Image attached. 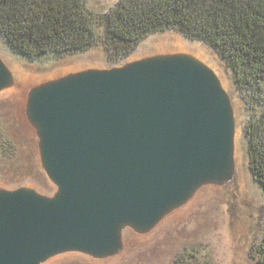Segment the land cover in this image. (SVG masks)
<instances>
[{"label": "water", "instance_id": "95a60500", "mask_svg": "<svg viewBox=\"0 0 264 264\" xmlns=\"http://www.w3.org/2000/svg\"><path fill=\"white\" fill-rule=\"evenodd\" d=\"M13 77L0 59V92ZM25 115L52 196L0 189V264L76 252L103 259L236 168L219 79L187 54L69 73L31 88Z\"/></svg>", "mask_w": 264, "mask_h": 264}, {"label": "rangeland", "instance_id": "374dc122", "mask_svg": "<svg viewBox=\"0 0 264 264\" xmlns=\"http://www.w3.org/2000/svg\"><path fill=\"white\" fill-rule=\"evenodd\" d=\"M117 1L85 0L94 14L106 12ZM95 31L97 42L89 49L57 59L38 60L13 53L5 47L0 35V59L13 77L11 85L0 92V189L25 187L48 197L55 192L40 165L37 138L25 115L31 88L69 73L121 67L158 55H190L217 76L231 99L236 168L229 181L201 186L194 203L184 211L181 210L186 204L170 212L151 230L142 234L125 230L121 248L110 257L96 259L69 252L42 264H260L264 190L254 182L248 168L243 129L249 112L245 96L234 84L231 69L213 48L176 30L149 34L128 56L114 60L105 52L103 27L97 24Z\"/></svg>", "mask_w": 264, "mask_h": 264}, {"label": "trees", "instance_id": "16d2710c", "mask_svg": "<svg viewBox=\"0 0 264 264\" xmlns=\"http://www.w3.org/2000/svg\"><path fill=\"white\" fill-rule=\"evenodd\" d=\"M97 24L114 60L128 56L147 35L165 30L213 48L245 96L248 168L264 190V0H119L102 14L90 11L85 0H0L5 47L28 60L89 49L97 42ZM258 252L264 264V242Z\"/></svg>", "mask_w": 264, "mask_h": 264}, {"label": "bare ground", "instance_id": "6f19581e", "mask_svg": "<svg viewBox=\"0 0 264 264\" xmlns=\"http://www.w3.org/2000/svg\"><path fill=\"white\" fill-rule=\"evenodd\" d=\"M9 92H11V90ZM196 197H198V192L195 193V195L193 196L192 200L189 201L181 211H184L185 208H187L188 206H190V204L194 203V201L196 200Z\"/></svg>", "mask_w": 264, "mask_h": 264}]
</instances>
